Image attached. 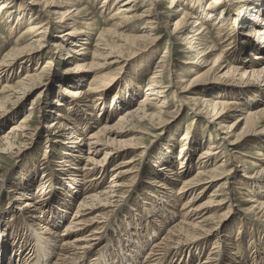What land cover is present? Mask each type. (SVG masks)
<instances>
[{"label":"rangeland","instance_id":"374dc122","mask_svg":"<svg viewBox=\"0 0 264 264\" xmlns=\"http://www.w3.org/2000/svg\"><path fill=\"white\" fill-rule=\"evenodd\" d=\"M103 1L106 2L108 0H87V3L85 0H82L83 5H81L80 8H85L89 12L86 19H92L94 17L89 21H94L93 25L95 26L94 31L90 30L92 38L91 40H88V42H90L89 44L84 45V48L86 47L89 49V54L86 56L87 60L85 62L86 64L92 62V66L91 68H88L90 72H83V80H81L80 83L74 84L72 89L83 88L85 90L87 88V82L92 78H107L111 87L108 89L105 96L106 98L100 96V93L98 94L97 97L101 98V100L99 102H94L93 106L95 103L99 104L96 108L90 109L91 112L88 110L84 114L83 110H85V108L78 107V110L82 114V116H80L81 114H76L78 112L76 110L77 107L71 104L69 106L70 108H65L63 113L66 117L65 122L67 126H72V128L76 127L80 117L82 120L81 122L83 123L82 126H84L85 123H88V127H85L86 139L89 137L90 133L92 134L95 132L97 128L103 124L107 126L116 124L119 120L120 114L127 109L134 108L138 105L141 101L140 99L144 96L149 76L154 71L153 68L157 66V62L162 58V55L166 51L167 36L169 32L171 33L173 30V24L180 16L167 17L164 19L163 17L161 18L160 29L156 32L159 33L157 36H160V41L158 43L154 42L153 46L139 42L134 48L127 50V48L120 45L123 44V42L118 41L116 39L117 37H106L105 39H108L110 43H115L120 46L119 48L121 51L119 50V52L121 54L118 53L113 55V57H115L114 64H111L110 66H99L103 61L92 59L91 56L95 50V45H97L95 39L100 31L107 30L108 28L111 29V23L107 19L114 9L111 8L108 10V7L106 6L108 4H106L104 5L106 11L100 13L104 9L100 7L103 5ZM4 2L6 1L0 0V4ZM162 2L160 9L165 11V7H169V5L163 0ZM212 2V0H190L187 3L184 0V3L187 5L192 4L197 10H199L200 7L208 8L209 4ZM254 2L255 0H250L249 4ZM8 3L9 2L6 4ZM147 3L153 2L147 1L145 3V1L140 0V11L148 8ZM184 3H181L182 6H184ZM153 4L155 5V3ZM237 8H230V11L226 14L225 12L223 13L220 11L221 6H219L213 13L216 17L215 19L219 18L220 14H224L222 24H224L223 29L225 32L223 31V34H229L231 41H233L228 45L227 42L218 45L216 50L212 52L213 56L208 59V63L219 53H222L224 60H226L230 66H235L232 59L239 57H242L243 61L248 60L251 63L256 62V60H253L252 58L258 53V51L244 48L246 45V37L251 40V37L248 35L251 33V28L246 25L243 26L241 22H233L234 17L232 15ZM56 10L59 9L56 8ZM185 11H187V9H184V12ZM207 12H209V10H207ZM7 13L9 12H0V62L2 61L1 59L4 53L10 51V48L15 47V42L17 40L16 37L19 35L18 33L23 27H25V25H22L20 29H16V32L10 35L8 32L9 29L6 28L3 23L7 18L11 19L13 22L17 18L16 15L9 16ZM32 15V13H24L21 20L24 19V21H28ZM134 22L131 21L127 23L128 28L121 33L123 34L120 37L122 38L121 40L126 41V39L129 38L128 35L134 36L140 34L141 31L139 29H141L144 24L140 21ZM204 23L214 26L215 30L212 28L210 29L212 34H214V31L215 33L218 32L217 30L219 29L216 28L219 22L217 20H211L210 22L204 21ZM64 30L65 29L63 28L58 30L48 28L49 33H47V40L50 48L41 52L38 64L36 59L35 63H26L24 65L25 68L23 69L15 68L13 73L10 75L8 74V79L6 77L0 78L1 88V86L7 82L8 84H13L20 80L22 76L25 75V71H29L33 67L36 68V66L41 69L46 61L51 63L49 70H45L44 77L41 81V84H44L45 86L34 88L32 92L30 91L26 96H23L19 103L15 102L14 104H7L6 108H4L6 110H3L2 112L0 111L1 137L4 133L8 132L11 125L19 124L20 119L26 115L29 108H33L30 111L32 115L28 121L24 123V129L21 135L15 142H13V140H6L11 142L12 147L6 154L0 155V234L9 240L6 243L8 247H13L12 238L16 236L13 232H21L19 235L21 236L20 240L27 237V232L30 235L26 240L33 238V229L30 225L38 230H40L41 226H37L35 223L29 224L32 220L30 218L31 215L23 208L22 202L29 200L34 201L36 199L39 204L42 203L41 206L43 208V211L38 214L41 215L44 220V223H41V225L51 223V220H55L53 215L58 218L59 216L57 215L61 212L64 218L63 220L59 219L56 223L60 225V229H63V227L72 219V214H74V210H76L79 200L85 195H82V189H87L85 192L87 194H91L92 192V194H94L101 190L105 191V189L109 187L108 182L110 181V176L114 173L111 169L116 167L120 162L135 157V161L132 165L127 167L124 166L121 170L133 166L132 171L128 174V177H126L125 180L134 176L133 179H137V181L133 184L127 183L124 187L121 186L115 190L116 193L114 192L113 195H109L111 198L107 204H105L108 206L99 207V209L96 208L93 210L91 215L97 214L98 218L97 223L92 229H98L99 244L89 249L86 255H83L80 264H89L90 258L94 256V259H98V263L95 264H121L123 262L122 259L120 260L121 256L130 257L138 245L140 247L145 245L141 252V257L138 256L136 260V264H139L142 256L148 252L149 248H152L151 245L153 242H163L162 239L164 236H167V231L177 225V222L179 223L183 221L184 209L182 207L186 202L201 207L208 203L211 194L217 193V195H221L219 191L215 190L218 188L219 184L223 182L222 180H215L205 186H196L188 193H180L182 182L187 178H191L194 175L196 176L195 173H197L196 170L198 168L196 166L197 158L200 156L202 150L209 145L208 143L214 142L215 128L213 129L207 126L205 123L206 121L203 119L197 120V117L190 113L188 107H182L181 110L177 112L176 106L178 105V97L175 96V98L171 99L169 98L170 95H168L166 96V100L168 99L167 101H170V106L168 109H162L164 114L161 115L159 120L151 125L146 123L141 126L140 130H127V128L129 129L128 126H126V129H123L125 128L123 127L121 129L123 133H118L119 135L116 137L117 140H120V143L129 142L130 139L139 142V147H143L144 151V154L140 159L137 155L142 149H131V147L124 148L119 153L117 152L118 155H115L111 162L105 165L104 174L96 171L93 172V174L85 173V176L78 171L79 169L71 170L73 174L75 173L74 177L79 180L76 184L69 180L70 176L68 173H60L59 175V169H63L64 171L67 169L64 166L65 164L69 165L72 169L76 166L81 167L82 164L84 165L83 160H81L79 156L87 152V147L85 146L82 147L80 153L71 152L69 151V145L66 146L68 148H64V146L61 147L60 143H58L60 147L58 145L52 147V143L48 141V133L45 132V128L48 127L49 129L51 127L50 124L55 120V113L58 108L55 106V101L58 100L55 93H59L64 85L60 83L59 78L65 79V77H68L74 71L73 67L75 62L70 61V63L67 64L68 58L64 59L67 45L60 44V50H57L56 52L51 48V45L59 42L60 39L58 37ZM126 36L127 38H125ZM26 42H28L27 38H23L21 41L23 44ZM81 42L84 43V40H81ZM176 43H178V41H170V45L168 46L169 55L166 56V58L173 60L175 68H172V71L174 74H177V76H183L185 78L186 81L184 85L190 84L188 87L189 90L195 91L198 95L203 97H223L228 100L234 99L235 101H244L249 104L245 107L246 111L251 108H264V92H258L262 91L260 86L261 83L259 81L241 80L238 75H227L226 78H222L220 76L223 72L218 74L217 72H213L207 77L201 79L197 78V80L195 75L205 71L206 68L201 67L192 71L187 70L185 67L188 66L185 62L187 55L184 54L185 52L182 53L185 50V46L179 47ZM174 45H176L177 48ZM99 46V49L103 48L102 45ZM242 46L243 49H241ZM227 47L228 49L224 51ZM174 53L175 55H173ZM108 62H113V59L108 60ZM226 70L227 69H225L224 72ZM253 82L255 84H253ZM38 95L39 97L37 98ZM68 96L71 101V96L69 94ZM188 96H191L189 92L186 94L182 93L179 98L185 100ZM97 97L96 99H98ZM101 104L104 106L103 111L101 110ZM164 106L168 105L165 104ZM88 114H91V116L89 117V120H86L85 117ZM102 114L105 117L101 119ZM239 116V113L230 116L227 124L234 122ZM93 117L94 123L91 121V118ZM104 119L108 120L105 121ZM192 119H195L196 122L193 123ZM79 129H81V127H78V130ZM141 132H145L146 134L141 137ZM249 132L251 131H249L248 128H244L243 123H241L237 127L235 134L238 135ZM184 133L190 137L189 143L186 146V152H188L189 155H186L185 160L183 159L184 157L182 158L183 153H180L185 142L184 144L179 142ZM196 137L201 143H198V146L192 149L191 143L193 144L195 142ZM250 137L251 136H248V140L240 146V151L242 152L249 149L247 151L249 156L245 157L248 163L251 160H255L252 155L253 150H255L253 145L264 150V141L249 140ZM256 137L257 136H255V138ZM68 138L70 137L65 134V136L62 137V142L67 141ZM188 146L189 149L187 151ZM62 148L66 149V152H69L68 154L71 156V162H66L67 159H62L64 155ZM45 151H47L46 155ZM101 157L102 155L99 156L98 159ZM228 159L229 157L225 158L222 155L215 163L217 165L222 163L221 161ZM180 161L183 163L182 166L180 165ZM180 167L181 169H179ZM211 167L212 166H210V168ZM247 167L249 168L247 172L250 174V165L248 164ZM81 180L87 182L82 184ZM234 181L235 180H231L227 186H230L229 190H233L231 212L223 218L220 215L229 211L225 205L220 207V209L215 206L207 208L208 212L205 215L207 217L205 222L207 229L212 231L217 227L218 230L212 232V234L206 239L193 243L192 249L190 250L184 251L181 249L172 253L173 255L170 252L166 253L170 255L162 258L160 260L161 262L159 261V264H202L204 262H208V264H264V223L259 224V218H256L255 215L251 213L243 214L240 211L244 209L242 205H244L243 201L246 199L245 195L257 196V198L260 199L264 198V180L246 178L244 188L247 189L239 191L235 188L237 184L236 181ZM149 182L154 183V185L150 186L148 184ZM83 185L85 186L83 187ZM38 186H41L42 190L41 188H38ZM166 187L167 189H165ZM258 190L262 191V194H260L261 196L256 192ZM19 195L23 196L21 201H15L14 199L19 198ZM216 197L214 196L211 199L214 200V203L221 198V196ZM96 204L101 205L104 203L97 202ZM18 205L21 207L20 209H16ZM90 216H85V218L83 216L82 219H87ZM219 220L223 221L218 225ZM154 232H156V235L151 238ZM75 235H77V233H75ZM75 235L70 236V238H74ZM54 258L55 257L49 259L48 264H52ZM36 262H39L37 258L34 264H36ZM5 264L13 263L10 262Z\"/></svg>","mask_w":264,"mask_h":264},{"label":"bare ground","instance_id":"6f19581e","mask_svg":"<svg viewBox=\"0 0 264 264\" xmlns=\"http://www.w3.org/2000/svg\"><path fill=\"white\" fill-rule=\"evenodd\" d=\"M5 1L6 2L0 4V12L6 13L7 11L9 12L7 13L9 16L16 15L17 18L14 22L8 18L4 21L3 24L9 29V34L12 35L15 33V30L20 29L22 25H25V27H23V29L18 33L19 35L16 37L17 40L15 42V47L10 48V51L4 53L1 59L0 78L6 77L8 79V74L10 75L13 73L15 68L23 69L25 68L24 65L26 63H35L36 59L38 64V59L41 56V52L50 48L47 40V33H49L48 28H54L56 30L61 28L65 29L58 37L60 39L59 42L57 44L51 45V48H53L56 52L57 50H60V44L67 45L64 59L68 58L67 64L70 63V61L75 62L73 67L74 71L68 77H65V79L59 78L60 83L64 85L59 93H55V96L58 99L55 101V106L58 107L57 112L55 113V120L50 124L51 127L49 129L48 127L45 128V132L48 133V141L52 143V147H56L58 143H60L61 147L64 146V148H68L66 146L69 145V151L80 153L82 147L85 146L87 147V152L79 156V158L83 160L84 165L82 164L81 167L76 166L74 169H72L69 165L65 164L64 166L67 169L65 171L63 169H59V175L60 173H68L70 176L69 180L76 184L79 182V180L74 177L75 173L73 174L71 170L79 169L78 171H80L82 175H85V173L93 174V172L96 171L104 174L105 165L111 162L114 156L118 155L117 152L119 153L124 148L131 147V149H142L137 155L140 159V157L143 156L144 151L143 147H139V142L130 139V141L128 140L129 142L120 143V140H117L116 137L119 135L118 133L122 132L121 129L123 127H125L123 129H126V126H128L129 129L127 128V130H140L141 126L145 125L146 123L151 125L154 124L155 121L159 120L161 115L164 114L162 109H168L170 106V101H167L168 99L166 100V96L168 95H170L169 98L171 99L175 98V96L178 97V105L176 106L177 112L180 111L182 107H188L190 113L197 117V120L203 119L206 121L205 123L207 126L213 129L215 128L214 142L208 143L209 145H207V147L202 150L200 156L197 158L196 166L198 168L196 170L197 173H195L196 176L194 175L193 177L187 178L182 182L180 193H188L196 186H205L206 184L212 183L215 180H222L223 182L220 183L218 188L215 190L219 191L221 195H217V193L211 194L208 203L201 207H197L194 206L193 203L186 202L182 207L184 209L183 221L179 223L177 222V225L167 231V236H164L162 239L163 242H153L154 244L152 243L151 245L152 248H149L148 252L142 256L141 262L139 264H159L162 258L170 255L166 253L170 252L172 254L181 249L184 251L190 250L192 249L193 243H197L206 239L212 234V232L218 230L217 227L212 231L207 229L205 224L207 217L205 215L208 212L207 208L211 206L219 207L220 209V207L225 205L229 211L220 215L223 218H225V216L231 212L233 190H229L230 186L227 187L231 180L236 181L237 186H235V188L238 191L245 189L244 182L246 178L264 180V150L256 145H253L255 150H253L252 155L255 160H249V163L245 159V157L249 156L247 152L249 149L245 150L244 152L240 151V146L243 145L246 140H248V136H251L249 140L252 139L264 141V108H251L250 110L246 111L245 107L249 104L245 103L244 101H235L234 99L228 100L223 97H203L198 95L195 91L188 89L190 84L184 85L186 80L183 76H177V74H174L172 68H175V64L173 60L166 58V56L169 55L168 46L170 45V41H178L176 45H179V47L185 46V50L182 53L185 52L184 54L187 55V59L185 61L186 64H188V66H185L187 70L192 71L201 67L206 68L205 71L195 75L196 79L207 77L213 72H217V74L223 72V74L220 76L222 78H226L227 75H238L241 80H253L254 82L259 81L261 83L260 86L262 91L258 92L263 93L264 44L262 43L264 42L262 41H264V0H255V2L252 4H249L250 0H212L213 2L209 4L208 8L200 7L199 10L194 8L192 4L187 5L184 3V0H163L169 5V7H165V11L160 9V6H162L163 3L162 0H143L145 3L147 1L153 2L155 5L153 3H147L148 5H145H147L148 8L142 11H140L141 8L139 7L140 0L103 1V5L100 6L101 8H104V5L108 4L106 5L108 10L111 8L114 9L111 12L112 14L107 19L111 23V29L108 28L107 30L100 31L95 39L97 45H95V50L91 56L92 59L103 61L99 66H110L111 64H114L115 57H113V55L120 53L119 50L121 51L119 45L110 43L108 39H105L106 37H117L116 39L118 41L123 42V44L120 45L124 46V48H127V50H131L139 42L153 46L154 42L158 43L160 41V36H157L159 33L156 32L158 29H160L162 20L161 18L163 17L164 19L167 17L180 16L173 24V30L171 33L169 32L167 36L168 40L166 44V51L162 55V58H160L157 62V66L153 68L154 71L149 76L144 91V96L142 97L143 100L140 99L141 101L136 107H134L135 109L129 108L120 114L119 120L116 124L112 126L103 124L102 126L98 127L95 132L92 134L90 133L89 137L87 136V139L85 127H88V123H85V125L82 126L83 123L81 122L82 120L80 117L77 126L72 128V126H67L65 122L66 117L63 113L65 108H68L72 104L73 106L77 107L76 110L78 112L76 114H81V112L78 110V107L85 108V110H83L85 114L88 110L90 111V109L96 108V106L99 104L95 103L93 106L95 101L99 102L101 100V98L97 97L98 94L100 93V96L105 97L108 89L111 87L107 78H92L87 82V88L85 90L83 88L72 89L74 84L80 83L81 80H83V72H90L88 68H91L92 66V62L88 64L85 62L87 60L86 56L89 54V49L86 47L84 48V45L89 44L90 42H88V40H91L92 38L90 30L94 31L95 26L93 25L94 21H89H91L94 17L92 19L88 18L89 20L86 19L89 12L85 8H80V6L83 5L82 0ZM85 1L87 3V0ZM185 1L188 3L190 0ZM7 2L9 3L6 4ZM181 3H184V6H182ZM219 6H221L220 11L223 13L225 12L226 14L230 11V8H237L239 6L237 9H235V13L232 15L234 17L233 22H241L243 26L246 25L251 28V33L248 34L249 37H251V40L247 39L248 37H246V45L244 48L258 51V53L252 58L253 60H256V62L251 63L248 60L243 61L242 57H239L232 59L235 63V66H230L226 60H224L222 53H219L215 55V57H213L208 63V59L213 56L212 52L216 50L218 45L224 44L226 42L228 45L233 41H231L229 34H223L224 24H222V19L224 18V14H220V17L217 19H215L216 17L213 15ZM56 8L59 10H56ZM184 9H187V11L184 12ZM207 10H209V12H207ZM105 11L106 10L104 8L100 13H104ZM24 13H32L33 15L28 21H24V19L21 20V17ZM211 20H217L219 22L216 28L219 29L217 30V33H215V31L214 34L211 33L210 29H214L213 25L210 26L208 23H204V21L210 22ZM131 21H140L144 25L141 27V29H139L141 31L139 35H128L129 38L126 36L125 38L127 39L126 41L124 40V42L121 40L122 38H120L123 35L121 33L128 28L127 23ZM23 38H27L28 42L24 44L21 43ZM81 40H84V43H82ZM99 45H102L103 48L99 49ZM227 49L228 47L225 48L224 51ZM241 49H243V46ZM173 55H175V53ZM112 59L113 62H108V60ZM50 66L51 63L46 61L45 65L42 68L40 67L41 69L37 68V66L36 68L33 67L29 71H25V75L15 83L8 84L7 82L6 84L2 85L0 88V111L2 112L3 110H6L4 108H6L7 104L10 105L12 103L14 104L15 102L19 103L22 97L26 96L30 91L32 92L34 88L45 86L44 84H41V81L44 77L45 70H49ZM225 69L227 70L224 72ZM254 82L253 84H255ZM187 92H189L191 96H188V98L185 100L179 98L182 93L186 94ZM68 94L71 96V101ZM38 97L39 95L37 98ZM96 97L98 99H96ZM165 104L168 106H164ZM101 105V110L103 111L104 106L103 104ZM32 109L29 108L26 115L20 119L19 124L11 125L8 132L4 133L0 137V155L9 152L10 148L12 147L11 142L6 140H13V142H15L16 139L21 135L24 129V123L27 122L32 115L30 112ZM237 113H239L240 116L234 122L227 124L230 116H233ZM91 114L86 115V120H89ZM80 116H82V114ZM104 117L105 116L102 114L101 119ZM104 120L107 121L108 119ZM91 121L94 123V117L91 118ZM192 122H196L195 119H192ZM241 123H243L244 128H248L251 132L236 135V129ZM78 127H81V129L78 130ZM65 134H67V136L70 138H68L67 141L62 142V137L65 136ZM145 134V132H141V137H143ZM255 136L257 137L255 138ZM189 140L190 137L184 133L182 139L179 141L182 142V144L185 142L180 151L181 154L183 153L182 158L184 157V160L186 155H189V153L186 152V146L188 145ZM198 143L201 142H199L196 137L195 142L193 144L191 143L192 149L196 148ZM58 146L60 147V145ZM64 148H62V151L64 155H66H63L62 159H67L66 162H71V156ZM188 149L189 146L187 151ZM46 154L47 151H45V155ZM101 155L102 157L98 159V157ZM222 155L225 158L229 157V159L223 160L221 161L222 163L216 165L215 162H217L218 158ZM134 158L135 157H132L129 160L122 161L116 167L111 169V171L114 173L110 176V181L108 182L109 187L106 188L105 186V191L99 190L100 192H96L94 194H92V192L91 195L90 193H85L87 189H82V195H85L79 200L76 210H74V214H72V219L63 227V229H60V225L56 223V221L58 222L59 219L63 220L64 218L61 212L58 213V218L54 217L53 215L55 220L53 219V221L51 220V223L43 224V226L41 223H44V220L42 219L41 215H38L41 211H43L41 206L42 203L39 204L36 201L37 199L34 201L29 200L22 202L23 208L26 209L31 215L29 216L32 220L29 222V224L35 223L37 226H41L40 230L36 228L34 229L30 225V227L33 229V238L29 240H26V238L30 235L28 232L26 233L27 237H24L25 239L22 240H20L21 236H19L21 232H13L16 235H14L15 237L12 238L13 247H8L6 243L9 240L0 234V264L10 262L13 264H34L36 258L39 261L36 262V264H48L49 259L52 257H55L52 264H80L83 255H86L89 249L99 244L98 229H92V227L97 223L98 218V215L95 213V215H91L93 210L96 208L99 209V207L108 206L105 204H107L111 198L109 195H113L115 190L119 187H124L127 185V183L133 184L137 181V179H133L134 176L125 180V178L128 177V174L132 171L133 166L121 170L124 166L127 167L132 165L135 161ZM182 164L183 163L180 161L181 166ZM248 164L250 165V174L247 172L249 169L247 167ZM210 166L212 167L210 168ZM179 169H181V167ZM85 182L87 181H82V184ZM148 184L150 186L154 185V183L151 182ZM85 185H83V187ZM38 188H41L42 190L41 186H38ZM165 189H167V187ZM256 192L259 193V196H261L260 194H262V191L258 190ZM214 196H221V198L217 200L216 203H214V200H211ZM22 197L23 196L19 195V198H15L14 200L21 201ZM245 197L246 199L243 201L244 205H242L244 209L240 211L243 214L251 213L255 215L256 218H259V224L264 223V198L260 199L257 198V196L251 195H245ZM97 202L104 204L97 205ZM20 208L21 207L18 205L16 209ZM83 216L84 218L85 216L90 217L87 219H82ZM223 220H219L218 225ZM75 233H77V235H75ZM73 235H75V237L70 238V236ZM154 235H156V232H154L151 238H153ZM144 246L145 245H142L140 247L138 245L130 257L121 256L120 260L122 259L123 261L121 264H136L137 257H141V252L143 251ZM94 258L95 256L90 258L89 264L98 263V259ZM202 264H208V262H204Z\"/></svg>","mask_w":264,"mask_h":264}]
</instances>
